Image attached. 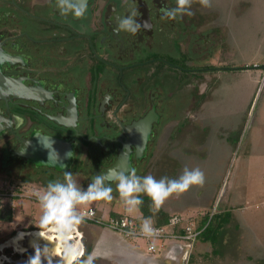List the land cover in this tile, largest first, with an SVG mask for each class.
<instances>
[{"label":"flooded vegetation","instance_id":"obj_1","mask_svg":"<svg viewBox=\"0 0 264 264\" xmlns=\"http://www.w3.org/2000/svg\"><path fill=\"white\" fill-rule=\"evenodd\" d=\"M204 6L191 0L192 15L162 19L176 0H87L83 15L82 0H0V181L8 199L38 201L33 193L65 182V173L81 191L103 177L111 197L121 195V174L135 175L141 193L162 157L168 116L198 115L210 100L213 28ZM131 14L142 26L135 34L118 26ZM48 138L63 167L25 154L28 141L48 148ZM116 163L120 175L108 172ZM42 214L29 209L4 222L0 264H28L37 247L62 264L55 234L38 227ZM83 225L71 234L80 261L93 248Z\"/></svg>","mask_w":264,"mask_h":264},{"label":"rangeland","instance_id":"obj_2","mask_svg":"<svg viewBox=\"0 0 264 264\" xmlns=\"http://www.w3.org/2000/svg\"><path fill=\"white\" fill-rule=\"evenodd\" d=\"M204 5V9L208 11L207 16L212 18L209 26L213 28V71L207 73L208 77H213V84L208 90V94L212 92L208 97L210 105L207 107L211 120L209 124L204 120H186L184 127L178 126L176 119L168 122L161 142L162 157L153 164L150 175L155 181L163 182V186L150 191L151 186L144 183L142 195L145 193L149 198L144 202L152 204V212L160 207L169 216L189 218L176 212L183 208L190 207V210H194L198 207V218L202 226L206 225L202 221L207 216L209 222L213 214L223 210L224 201L231 202L229 195L248 194L254 197L256 203L252 202L245 208L244 203L235 200L237 204L231 206L233 211L227 224L229 231L224 243L227 246L221 248L220 253L214 251L219 246L199 239L204 243L199 242L198 249L194 247L188 262L178 259L172 261L165 256L149 262L135 257L128 249L118 252L120 247L114 248L111 243L114 251L93 260L92 264H162L164 260L170 262L167 264H261V260H264V205L260 204L264 201V69L253 67L254 64L264 63V0H207ZM201 99L203 97L198 98L202 101ZM186 104L187 102L182 103L184 107ZM179 114L180 117L189 115ZM213 116L219 117L214 120L215 123L219 122L221 127L227 128L220 131V134H229L227 142L213 141ZM242 119L245 120V128L241 127ZM240 127L242 129L238 131ZM189 130L193 134H189ZM198 141H205L204 147L203 142ZM253 144L256 149L253 158L255 166L249 168L245 153L247 154L249 145L252 148ZM197 168L203 173L202 184H191L186 189L169 187L170 181L180 180L186 169L190 171ZM161 175L167 180L166 183L161 181ZM0 188L7 189L8 183L0 181ZM87 188L82 190L86 191ZM216 189L218 193L214 194ZM198 191L201 192L199 200ZM140 194L133 191L128 198L120 195L111 199H94L73 207L94 208L97 215L105 219L113 215L129 214L139 221L155 223V216L143 217L138 202H127L132 198L138 200ZM213 195L216 196L211 198ZM29 201L25 206H18L28 209L34 206L37 211H43L39 201ZM257 201H260L258 207ZM199 203L206 205L200 206ZM11 206L16 207L17 204L13 203ZM4 212L5 216L9 214V208ZM18 214L17 221L20 220ZM81 222L86 231H90L88 227L91 228V224L108 228L86 219ZM91 230L93 237L89 236V243L94 246L96 231L93 227ZM136 246L138 249L142 248L138 244ZM92 254L93 252L86 261L92 258Z\"/></svg>","mask_w":264,"mask_h":264},{"label":"clouds","instance_id":"obj_3","mask_svg":"<svg viewBox=\"0 0 264 264\" xmlns=\"http://www.w3.org/2000/svg\"><path fill=\"white\" fill-rule=\"evenodd\" d=\"M190 3L191 0H176V7L162 9L163 14L161 18L176 19L185 13L192 15ZM202 3L207 4V0H202ZM86 8L87 0H82V10L77 15H83ZM118 26L121 30L131 34L137 33L139 28L142 27L132 14L122 17L119 20ZM147 26V23L143 25V27ZM139 179L135 175L129 178L121 174L119 177L120 183L118 184L121 196L128 198L131 197L133 191H139ZM143 180L145 185L151 186L150 191H155L163 186V182H157L151 176L144 177ZM198 183H203V173L198 168L190 171L186 169L180 180L170 181L169 187L171 189H186L189 185ZM111 191V188L104 186V178L101 176H97L86 191H81L71 179V173H65V182H49L46 191H36L33 193L43 210L38 227L41 231L55 234V238L60 242L55 255L62 257V264H74V262L76 264H92L91 257L87 261H80L78 259L80 255L78 252L79 246L71 242V234L76 231L77 226L83 219V215L77 213L73 206L94 199H111ZM127 202L137 203L138 200L132 198L128 199ZM143 230L147 233L151 232L150 226L147 223L143 226ZM47 248L44 247L41 250L37 247L35 255L29 258L28 264H42V256L48 258L47 264H53L51 259L52 254L45 251Z\"/></svg>","mask_w":264,"mask_h":264},{"label":"crops","instance_id":"obj_4","mask_svg":"<svg viewBox=\"0 0 264 264\" xmlns=\"http://www.w3.org/2000/svg\"><path fill=\"white\" fill-rule=\"evenodd\" d=\"M254 81V80H253ZM254 83V82H252ZM255 84V83H254ZM214 101V99H213ZM210 100L206 103H204L203 107V111L201 113H199L198 115L196 116H191V115H185L183 117H180L179 115H177L176 117H172L171 115L168 116V121H173L174 119L177 120V125L180 126L182 125L181 127H184V125H186V120H189L191 122L193 121H201V120H204L206 121L208 124L210 123V120H211V117L209 116V113L207 112V107L210 105ZM206 110V111H205ZM214 114V113H213ZM219 117L217 116H213V141H217L219 143H223V142H227V139L229 138V134L228 135H225V133L223 132L222 134H220V131L222 130H226L227 128H223V126L221 127L220 123H215V119L217 120ZM183 119V120H182ZM169 124V123H168ZM205 127H207L205 125ZM242 128H245V120L242 119V125H241ZM238 128V131L241 130L242 128ZM167 131V129H166ZM192 131L189 130V134H191ZM193 134V133H192ZM198 142H203V147H204V143L205 141H198ZM253 143H256V142H253ZM226 144V143H225ZM253 147L251 148V145H249V149H247V154L245 153V156H246V163L248 165V167H253L255 166L254 164V156L256 154V149H255V144L252 145ZM202 147V148H203ZM233 149V147H232ZM198 156V155H197ZM257 164V163H256ZM165 177H163L162 175L160 176V179L161 181H164L166 183L167 180L164 179ZM168 178V177H166ZM164 179V180H163ZM245 184H247L245 182ZM201 192H197V197H199L197 200L200 199L201 195H199ZM218 193V190L216 189V192L214 194H217ZM214 196L216 195H213L211 198H213ZM229 198H232L231 202L230 201H224V204H223V210H221V212H225V211H233L232 209V205L234 206L235 204V200H239L240 202L244 203L245 204V208L248 206V205H251L252 202H255L254 200V197L250 195H243V194H235V195H229ZM193 199V198H191ZM26 202H29V200H26V199H12L10 200L9 202L8 201H5V203L3 204H0V236L4 235L5 232H6V228L5 226L3 225L5 221H7L6 219V216H5V212L7 207L9 209H12L11 213H12V217L11 219L12 220H16L17 221V218H16V212L18 210L19 211V214H18V218L20 216V212L21 213H24V211L28 212L29 209L27 207H19V206H25L27 205ZM17 204V206H11L12 204ZM256 203V202H255ZM260 201H257V204L256 206L258 207ZM20 204V205H19ZM201 204L200 206H205L206 203H199ZM260 204H263L264 205V201H262ZM19 205V206H18ZM28 205H30L28 203ZM193 205H191V208H192ZM198 206V205H196ZM34 206H31L30 209H36V208H33ZM190 207L188 208H183V209H180V212H176V213H180V214H184L188 217H192L194 219H196L199 223H200V220L198 218V212H199V208L197 207V209H194V210H190L189 209ZM179 210V209H178ZM184 211V212H183ZM193 211H196V212H193ZM40 213H43V211H39ZM189 212H193V213H189ZM232 213V212H231ZM8 215V214H7ZM91 226L93 227V229L96 231V237L94 236V246H93V249H92V258H91V261L95 260V259H100L102 257H105L107 254H110L112 253L114 250L111 248V243L113 245L114 248H119L120 247V250L118 252H121L122 250H126L128 249L129 251H132L133 252V255L139 259H143V260H148L149 262H154V261H157L160 257H162L163 255H161L160 252H155V253H152L150 251H148L147 249V243L142 241V240H131L129 238H126L124 237L122 234H117L116 232L108 229V228H105V227H99V226H93L91 224ZM92 227L88 229H90V231L92 232ZM89 231V230H88ZM89 231V235H91L93 237V232L91 233ZM199 242L201 243H204L203 241H200L198 240L195 244V249H198L200 247V244ZM136 244L140 245L142 248L141 249H138V247L136 246ZM167 264V263H170L166 260H164V262H162V264Z\"/></svg>","mask_w":264,"mask_h":264},{"label":"built area","instance_id":"obj_5","mask_svg":"<svg viewBox=\"0 0 264 264\" xmlns=\"http://www.w3.org/2000/svg\"><path fill=\"white\" fill-rule=\"evenodd\" d=\"M7 190L0 188V204L5 203ZM74 210L83 215V219L90 222L104 225L109 229L134 240H142L147 243L148 251L160 252L172 261L181 260L188 262L196 242L205 226H202L196 219L184 216L172 215L168 223L157 225L151 222L139 221L137 217L129 214L113 215L109 218H101L94 208ZM147 223L151 232L143 230Z\"/></svg>","mask_w":264,"mask_h":264},{"label":"trees","instance_id":"obj_6","mask_svg":"<svg viewBox=\"0 0 264 264\" xmlns=\"http://www.w3.org/2000/svg\"><path fill=\"white\" fill-rule=\"evenodd\" d=\"M143 191L141 192L140 196L138 197V205L143 213L144 218H148L151 216L156 217L155 224L157 225H163L168 223L170 216L167 214L164 210H162L160 207L156 208L154 212L151 211V205L152 204H145V200H148L149 198L146 197V195H142ZM149 196V195H148ZM9 214L6 215V219H11V209H9ZM152 212V213H151ZM232 213L230 211L225 212H219L213 214L211 220L208 222V216L202 221V223L205 222L206 227L204 231L201 233L199 239L203 241H211L213 244H215L218 248H214V251L216 253L221 252V248H225L227 245H224L227 237H228V222L231 217ZM207 222V223H206ZM92 250V246H89L87 249V255L90 254ZM94 263V262H93ZM261 264H264V260H261Z\"/></svg>","mask_w":264,"mask_h":264},{"label":"water","instance_id":"obj_7","mask_svg":"<svg viewBox=\"0 0 264 264\" xmlns=\"http://www.w3.org/2000/svg\"><path fill=\"white\" fill-rule=\"evenodd\" d=\"M5 58V53L3 52L2 48L0 47V66H1V63L3 61V59ZM247 67H250V66H247ZM253 67H257V68H261V69H264V63L262 64H254ZM0 77L1 78H4L2 72H1V67H0ZM147 138H149V136H146ZM29 142V146L27 149H25V154L27 155L28 159L31 160V161H41V163H45L46 165H55L57 166V168H60V167H63L62 164L58 163V160H60V155L61 154H55V156H51V149L50 147V144H51V139L48 138V141L46 142V146L49 148H46V147H38V148H34L33 147V143L31 141H28ZM134 146L137 145V143H133ZM136 144V145H135ZM136 150V153L138 155L139 153V147L135 148ZM58 153V152H57ZM51 158L53 159H57V162H51ZM39 163V162H37ZM121 164V163H120ZM120 164H115V165H112L111 167L108 168V172H111L112 174H116V175H120L121 172H123V170H121V166ZM118 169V171H114Z\"/></svg>","mask_w":264,"mask_h":264}]
</instances>
